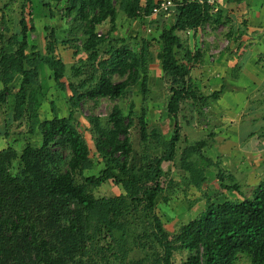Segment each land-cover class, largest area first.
<instances>
[{"label": "trees", "instance_id": "trees-1", "mask_svg": "<svg viewBox=\"0 0 264 264\" xmlns=\"http://www.w3.org/2000/svg\"><path fill=\"white\" fill-rule=\"evenodd\" d=\"M155 1L146 0L144 4V0H120L119 9L145 25ZM241 1L233 0L237 4ZM223 13L220 8L213 15L207 6L181 0L171 26L162 27L154 38L159 45L156 60L170 92L165 108L174 120L166 152L146 163L137 162L128 136L135 106L130 105L128 115L114 106L109 114L111 128H103L97 118L90 119L96 136L95 149L105 161V168L97 175L84 174L93 167V162L72 110L65 118L58 117L53 110L51 119L40 122L39 66L48 69L58 90L71 91L69 102L74 109L85 98L121 99L136 84L144 100L150 91L148 71L153 60L149 40H142L139 49L132 50L123 39L112 37L117 19L114 0H68L62 15L70 17L80 30V45H73L74 55L82 53L85 59L74 69L77 82L66 85L65 64L56 51L55 31L48 25L43 27L48 33L44 38V55L29 46L28 33L33 28L27 26L23 10L19 34H11L6 42L0 34V110L9 108L17 126L25 125L30 137L38 132L41 140L39 147L26 143L20 155L11 149L0 152V264H94L99 253L114 250L111 245L98 246L108 239L114 241L116 232H121V239L126 216L137 212L142 214L140 219L152 223L150 232L139 237L142 242L145 240L142 248L148 246L152 251L151 264H174L177 253L186 254L181 264H238L241 259H247L249 264H264V177L246 196L231 175L226 183L225 174L216 164L220 186L237 192L242 200L207 203L198 218L181 226L175 234L164 228L154 211L156 198L163 190L162 164L172 162L176 156L181 103L192 100L201 108L221 92L210 97L197 94L190 74L192 65L201 64L202 55L199 51H188L179 33L197 30L207 23L216 26ZM163 17L150 21L163 24ZM106 21L111 25L109 32L98 36L97 27ZM5 31L9 33L8 28ZM118 43L121 46L117 47ZM8 47L14 49L5 52ZM180 53L182 59L178 58ZM82 75L85 76L79 78ZM114 75L120 81L114 82ZM16 77L20 78V85L12 93L9 86ZM137 117L140 139L145 142L146 108L142 107ZM151 135L156 136L154 130ZM203 145V141L197 142L182 155L184 168L195 187L206 181L204 168L188 160ZM60 150L68 151L64 160ZM63 161L64 165L59 166ZM11 167L16 170L14 174ZM110 180L121 190L120 195L110 199L95 197L93 190Z\"/></svg>", "mask_w": 264, "mask_h": 264}, {"label": "rangeland", "instance_id": "rangeland-1", "mask_svg": "<svg viewBox=\"0 0 264 264\" xmlns=\"http://www.w3.org/2000/svg\"><path fill=\"white\" fill-rule=\"evenodd\" d=\"M7 3L0 7V34L3 35L6 42L11 34H19V18L21 11L23 10V16L25 17L27 26L33 28L28 33V43L36 49L41 55L45 54L46 42L45 36L48 34L44 31L42 24L47 21V18H39L35 16L33 12V0H2ZM1 1V2H2ZM45 1V0H44ZM232 1V0H231ZM0 2V6L2 3ZM68 0H60L57 4L56 11L58 22L60 24L49 25V28L55 31L57 39V53L61 57L65 64L66 72L64 77V83L68 85L70 82H77L74 77V69H78L81 66V62L85 59L84 54L74 55L73 45H80L81 32L72 24L70 17H64L65 7ZM120 0H114V6L117 10V19L115 22L116 30L113 32L112 37L123 39L125 43L132 50H137L141 46L142 40H149V52L153 54V60L149 64L148 71V86L150 88L149 94L143 100L139 85H134L132 92L121 99L111 100L108 98L88 99L85 98L79 102L77 108H73L69 102L71 91L67 88L64 92L58 90L52 79L51 74L44 65L39 66V83L41 86L40 93L37 95V100L40 103L38 108V116L40 122L51 119L54 116L53 110L60 118L69 116V111L74 112V121L78 125L79 132L84 137L90 150V158L93 162V167L90 170L85 171V175H97L105 168V161L95 149V133L93 132V125L90 122L91 118H97L99 124L103 128H111L109 122V114L114 106L120 107L125 115L129 113V107L133 104L135 115L132 116L133 126L129 130V139L136 155L137 162L142 161L146 163L147 160H151L155 157L162 156L167 149V143L171 138L174 131V120L166 112V103L168 101L170 92L169 86L163 78L161 68L158 60H156V53L159 50V45L154 38H157L159 31L162 27L167 29L174 21L175 14L164 16L163 24L158 22L152 23L154 19L160 18L162 15H148L146 24L141 25L137 19L128 18L127 15L119 9ZM146 4V0H144ZM227 2L221 0V9L224 8ZM62 11V12H60ZM237 12V11H236ZM151 20V21H150ZM244 20L243 16L236 14L234 22H240ZM43 21V22H42ZM49 24V23H48ZM221 24V23H220ZM205 26L201 28L205 40V33L208 35L214 33V35H221L219 39L215 40V50L220 49L219 44L226 35L227 30L222 25ZM6 25V26H3ZM109 21L104 22L97 27L96 33L101 36H106L110 30ZM75 27V29H74ZM8 28L9 33L5 31ZM63 32V33H62ZM68 32L67 37L64 36ZM184 46L192 53L197 51V47L202 43L201 36L198 39L199 44L191 43L189 41L190 36H186L184 33H179ZM209 35V36H210ZM195 35H192V37ZM194 38H197L196 36ZM193 38V39H194ZM73 39V41H72ZM79 39V40H78ZM71 40V41H70ZM121 46V43L116 45ZM14 47L6 48L5 52L12 51ZM103 49V48H102ZM208 62H212L216 54L210 55L212 47L208 48ZM179 59H182V53L178 55ZM196 65H192L194 68ZM201 64L196 66L200 68ZM192 68V69H193ZM202 77L203 82H208L204 87H197L196 92L198 95L204 97H210L215 92H220L219 96L212 100L208 99V103L200 108L199 103H195L192 100H187L181 103L180 111L178 113V123L181 129L180 139L177 144L176 156L172 162H165L162 164L163 176L161 178L162 192L156 198L155 214L160 218L164 228L171 234L178 232L179 228L190 221L199 217L200 213L205 209L207 203H222L224 201L242 200V196L237 194L233 190H225L220 186L219 179L217 177L218 169L222 170L225 174L226 183L230 182L228 175H231L235 182L239 184L241 192L250 196L252 189L259 183L264 177V156L260 157L262 161H259V156L244 155L245 150L242 148L243 141L241 142L240 136L239 143L237 144L238 150L234 152H227L228 149L225 143L230 138L231 142H234V136L231 135L232 130L230 124L236 125V128L241 132H249L246 127H243L244 123L250 122L249 117L251 111H255L253 114L255 122H262L264 116V87L257 90L253 96L250 97L251 101L247 98L243 100L240 110L237 107L233 109H227L226 103L223 99V89L219 87L220 79L218 76L212 77L210 74L207 76L206 71ZM236 71L228 75H224L227 87L231 88V92L235 93L237 87L243 85L239 80L240 74H236ZM191 75V74H190ZM85 76V75H84ZM83 75L79 78H83ZM195 77H197L195 75ZM200 78V79H201ZM212 78V79H211ZM117 75L112 76L114 82L120 81ZM201 81V82H202ZM236 81V82H234ZM233 82V83H232ZM20 78L16 77L13 83L9 86L10 92H15L19 89ZM0 88L2 85L0 84ZM239 91V90H238ZM253 98V99H252ZM261 100L260 104H257V108L250 106L253 103ZM252 102V103H250ZM142 107L146 108V124L148 128V137L145 142H142L139 135L138 117ZM228 110V111H227ZM238 110V112H236ZM13 114L7 107H2L0 110V152L11 149L20 155L21 151L25 147L26 143H31L33 146L39 147L41 140L38 132H35L33 137H30L27 132V127L22 125L17 126L12 120ZM252 120V119H251ZM247 126V125H244ZM229 128V129H228ZM234 127H232L233 129ZM152 130L156 133V136L151 135ZM237 131V134L238 132ZM236 133V132H235ZM260 135H264V131H259ZM240 134V132H239ZM204 142L202 148L196 151L194 155L188 160L190 162H198L202 168H204L206 181L201 184L200 187H195L190 182L189 172L183 165V151L191 145L197 142ZM255 140H251L247 144L248 146L258 147L254 144ZM246 145V146H247ZM229 146V145H227ZM61 158L64 160L67 155V150H60ZM258 155V154H257ZM253 156V157H252ZM253 159H250V158ZM13 162V167H14ZM216 164L218 167L216 168ZM64 165L61 163L59 166ZM10 168L13 174L15 169ZM116 172V170H115ZM117 176L121 177L117 172ZM121 190L114 185L112 180L107 181L101 187L93 190V194L97 198H113L119 196ZM141 209V208H140ZM142 214L137 212L135 215L126 216V228L124 236L120 239L121 232H116L114 235V241L106 240L103 244L111 245L114 250L111 253L106 252L104 255H98L95 258L94 264H151L152 251L146 248H142L143 242L139 239L143 232L149 233L151 230V220L140 219ZM159 252V248L156 249ZM159 254V253H158ZM103 256V259H100ZM186 254L177 253L174 255V264H181L185 260ZM238 264H249L247 259H241Z\"/></svg>", "mask_w": 264, "mask_h": 264}, {"label": "crops", "instance_id": "crops-1", "mask_svg": "<svg viewBox=\"0 0 264 264\" xmlns=\"http://www.w3.org/2000/svg\"><path fill=\"white\" fill-rule=\"evenodd\" d=\"M1 1L2 0H0V2ZM59 1L60 0H33L32 4L34 6L33 12L35 13V16L38 17L37 15H39L38 19L47 18L45 23L42 21V27L45 25L60 24V20L58 22L57 17L58 13L54 11L57 8ZM225 2L227 3L224 8H222L224 12L223 18L220 22L221 24H219L226 28L227 36L224 35L225 38L218 42H221L219 44H222L225 40L228 43L217 57H214L213 61L209 63L207 58L208 48H215L217 44H215V40L219 39V36L221 35H214V33H212L211 35L209 34V36L205 33V40H203L204 36L200 35L202 36V43L201 46L199 45L197 47V51L202 55V62L200 68L194 67L191 69V80L194 82V85L199 88L200 86L204 87V85L208 83L202 81L203 78L201 77L204 73L202 71H206L207 76L210 74L212 77L218 76L221 78L219 87L225 92L223 99H225L224 102L226 103V108L230 111V109L235 107L240 110L243 100L245 101L247 98L251 101L250 97L257 93V90L261 88V85L264 87V0H242L238 4L233 2V0H225ZM1 3L2 6L0 7L3 8L7 2L2 1ZM236 14L243 16L244 20L239 23L234 22ZM226 16H228L227 19ZM198 33L194 34L197 38H194L195 36L189 37V41L195 43V45L199 44L198 39L200 37H198ZM64 34V36H66L68 35V32ZM202 34H204L203 31ZM223 45L220 47L222 48ZM236 69V74H240L239 80L243 85L237 87L236 92L232 93L230 91L231 88L227 87L225 83L226 81L223 78L224 75L233 73ZM195 75L197 77H195ZM260 103L261 100L259 99L250 106L251 109L257 108V104ZM238 110L236 112H238ZM254 112H250L249 117H252L249 118L250 122L244 123V125L247 126L243 125V127H246L249 132H241L236 128V125L230 124L229 127L232 130L231 135L234 136L235 140L232 143L230 138L227 137L228 141L225 145L228 149L231 148L227 151L229 153L234 152L236 149L238 150V136H240L241 142L243 141L242 148L245 150L244 155H246V157H248V155H253L254 157L259 156L258 160L262 161L260 157L264 156V135H260V133L257 132L264 131V125L260 124L259 121L255 122L256 118L253 116ZM262 122H264V116L262 117ZM232 127L234 128L232 129ZM237 131H239L240 134L239 132L237 134ZM251 140H255L254 144H257V148L255 146L250 147L247 145L250 144L249 142ZM252 157L250 159H253Z\"/></svg>", "mask_w": 264, "mask_h": 264}, {"label": "built area", "instance_id": "built-area-1", "mask_svg": "<svg viewBox=\"0 0 264 264\" xmlns=\"http://www.w3.org/2000/svg\"><path fill=\"white\" fill-rule=\"evenodd\" d=\"M189 3H197L199 6L204 7L207 6L210 8V11L213 15H216L220 8H221V0H188ZM181 4V0H156L154 3V6L151 8L150 15H162V16H169L170 14H175L177 6ZM213 24L207 23L203 27L198 28L197 30H186L183 32L186 36H192L196 33L200 36L202 35L201 28H204L205 26H209ZM98 36H101V34H97ZM202 37V36H201ZM227 41L224 40L223 47L218 50L212 49V52H210V55L214 57L222 51V49L227 45Z\"/></svg>", "mask_w": 264, "mask_h": 264}]
</instances>
